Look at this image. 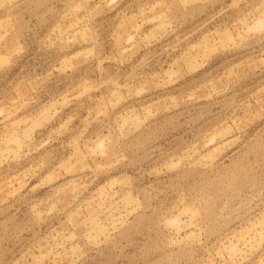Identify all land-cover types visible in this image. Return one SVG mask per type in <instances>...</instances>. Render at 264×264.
<instances>
[{
    "label": "rangeland",
    "instance_id": "obj_1",
    "mask_svg": "<svg viewBox=\"0 0 264 264\" xmlns=\"http://www.w3.org/2000/svg\"><path fill=\"white\" fill-rule=\"evenodd\" d=\"M0 264H264V0H0Z\"/></svg>",
    "mask_w": 264,
    "mask_h": 264
}]
</instances>
